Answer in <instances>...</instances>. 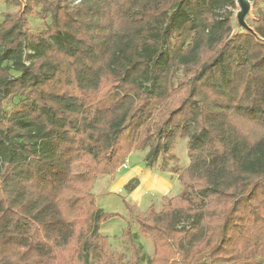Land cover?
Instances as JSON below:
<instances>
[{"label": "trees", "instance_id": "obj_1", "mask_svg": "<svg viewBox=\"0 0 264 264\" xmlns=\"http://www.w3.org/2000/svg\"><path fill=\"white\" fill-rule=\"evenodd\" d=\"M5 1L18 10L0 22V264H140L128 220L130 259L110 250L100 229L117 215L90 189L183 138L182 192L159 212L127 206L148 264H264V42L231 36L232 13L215 9L234 1ZM254 24L264 40V12Z\"/></svg>", "mask_w": 264, "mask_h": 264}, {"label": "rangeland", "instance_id": "obj_2", "mask_svg": "<svg viewBox=\"0 0 264 264\" xmlns=\"http://www.w3.org/2000/svg\"><path fill=\"white\" fill-rule=\"evenodd\" d=\"M20 2L22 6H24L26 0H20ZM249 2L251 7L249 13L244 17V23L247 28L254 32V19L259 12H264V0H249ZM17 10V5L11 2L7 3L5 0H0V22L3 21L7 15L15 14ZM39 10L40 7H35L33 15L28 17V26L30 30L34 32H43L45 30V25L50 22L49 17L46 16L47 19H45L39 14ZM215 11L219 14L224 12L232 13L231 21L233 33L231 36L248 33L246 29L237 24L236 13L238 11V6L235 2L234 6L228 4L219 5ZM182 76V69H175L170 79V86L174 88ZM145 85L148 87L149 83H145ZM20 100L19 98H13L6 101L4 105V115L8 116L19 110ZM187 144L188 140L186 138L177 139L172 150L166 154H158L149 168L145 161L149 149L144 148L134 151L129 154L124 163L127 168L120 169V166L113 180L108 176L95 177L90 193L95 197L97 208L102 210L105 214L117 215L102 224L100 233L108 238L111 251L124 254V262L130 259V252L127 248L128 239L122 237L123 232L127 228L126 220H128V223L131 225L134 242L140 249V264H148L153 254V245L151 241L138 231L136 223L128 216L127 206H132L135 212H143L152 204L156 211L159 212L161 207L167 203L166 199L175 197L182 192V186L178 180L176 170H183L189 165ZM217 160L213 161V163H216ZM132 171L135 173L133 179L137 180L138 186L130 194L125 188L126 184L129 183V181L126 182L127 180H125L126 183L124 182V184L119 187L118 191L114 192L111 191L112 188H108L115 180H124L126 178L125 175H128ZM167 184L169 187L164 190ZM186 196L195 207H200L202 205L200 198L196 197L191 192H188Z\"/></svg>", "mask_w": 264, "mask_h": 264}, {"label": "water", "instance_id": "obj_3", "mask_svg": "<svg viewBox=\"0 0 264 264\" xmlns=\"http://www.w3.org/2000/svg\"><path fill=\"white\" fill-rule=\"evenodd\" d=\"M234 2L238 6V11L236 13L237 24L242 28L246 29L248 31L247 34L255 37L260 42H264V40L260 39L255 32L247 28L246 24L244 23V17L249 13L251 7L249 0H234Z\"/></svg>", "mask_w": 264, "mask_h": 264}, {"label": "crops", "instance_id": "obj_4", "mask_svg": "<svg viewBox=\"0 0 264 264\" xmlns=\"http://www.w3.org/2000/svg\"><path fill=\"white\" fill-rule=\"evenodd\" d=\"M134 174L135 173H133V171L131 172V173H129L128 175H125L126 176V178L123 180V179H119V180H115L114 182H112L110 185H109V187L108 188H112V190L111 191H118V189H119V187H121L123 184H124V182H125V180H127L126 182H128V181H130L131 179H133L134 178ZM122 178V177H121ZM125 182V183H126ZM165 183V182H164ZM116 186H118V187H116ZM169 187V185L167 184L166 186H165V188H164V190H166L167 188ZM161 190V189H160ZM133 196V195H132Z\"/></svg>", "mask_w": 264, "mask_h": 264}, {"label": "built area", "instance_id": "obj_5", "mask_svg": "<svg viewBox=\"0 0 264 264\" xmlns=\"http://www.w3.org/2000/svg\"><path fill=\"white\" fill-rule=\"evenodd\" d=\"M126 168H127V166L125 164H122L120 167V169H126Z\"/></svg>", "mask_w": 264, "mask_h": 264}]
</instances>
